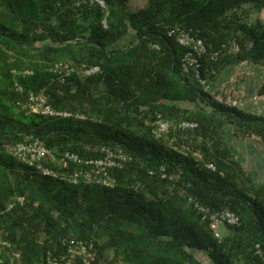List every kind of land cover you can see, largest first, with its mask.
Listing matches in <instances>:
<instances>
[{"label": "trees", "instance_id": "16d2710c", "mask_svg": "<svg viewBox=\"0 0 264 264\" xmlns=\"http://www.w3.org/2000/svg\"><path fill=\"white\" fill-rule=\"evenodd\" d=\"M105 1L103 9L89 0H0V236L7 242L0 264H47L48 253L68 255L67 244L78 239L95 241L99 264H203L196 251L213 264H264V182L228 138L232 131L264 139V116L218 103L197 86L184 72L187 48L168 33L180 26L205 41L210 79L244 60L264 65V0ZM233 39L238 54L212 58ZM60 61L100 71L63 83L52 70ZM29 92L86 118L29 114ZM158 114L198 122L169 134L191 152L156 137ZM26 134L56 155L98 157L112 147L132 161L112 170L114 187L73 184L10 153ZM17 196L25 203L7 210ZM202 207L229 208L240 223L216 237Z\"/></svg>", "mask_w": 264, "mask_h": 264}, {"label": "built area", "instance_id": "2783aa9c", "mask_svg": "<svg viewBox=\"0 0 264 264\" xmlns=\"http://www.w3.org/2000/svg\"><path fill=\"white\" fill-rule=\"evenodd\" d=\"M91 4H98L105 9L107 3L105 0H89ZM103 25L107 27V20H103ZM170 36H175L178 43L187 48L183 57V68L186 74H189L192 81L201 87L204 91L212 94L214 100L218 103L229 107L240 108L244 102L230 94H224L213 88L212 80L209 74L205 75L203 70V56L208 53L205 41L195 35L191 30H186L180 26L173 27L169 30ZM155 48H159L155 45ZM240 51V45L236 39L223 43L221 47L214 51L212 58L217 60L222 54L236 55ZM78 69L71 62H57L52 70L58 74L62 80L71 76L75 72H82L86 75H92L100 71L99 66L85 67ZM28 109L31 113H38L45 116H62L75 117L85 119L82 113H74L68 110H56L48 102L47 97L43 94L32 93L28 103ZM154 133L157 138H166L169 144L176 149L181 150L185 154L191 152L189 144L183 143L182 146L176 145V136L170 138L172 130L194 129L198 126V122L194 120L172 121L158 114L152 121ZM11 153L25 162L29 166H34L40 173L44 175H53L68 179L73 184L87 183L97 184L105 187H114L116 180L112 175V170L123 169L132 161V156L126 153L122 148L102 147L100 156L98 157H82L74 151L66 150L57 156L50 150L41 139L27 135L23 141L13 145ZM94 149L93 151H97ZM194 155L198 159H202L200 151H195ZM74 165V167H71ZM62 167L68 171L62 170ZM209 168L215 169L213 164L208 165ZM20 203H24V198L18 199ZM204 218L209 217L211 220L210 227L216 237H221L220 227L223 225H237L240 223L239 215L229 208L221 209L215 212L204 207ZM68 255L52 256L47 255V264H99L97 260L98 249L95 241H85L83 239L73 240L70 242ZM78 258L81 262H78Z\"/></svg>", "mask_w": 264, "mask_h": 264}, {"label": "crops", "instance_id": "0c3cea01", "mask_svg": "<svg viewBox=\"0 0 264 264\" xmlns=\"http://www.w3.org/2000/svg\"><path fill=\"white\" fill-rule=\"evenodd\" d=\"M213 88L244 102L241 109L264 116V65L244 60L218 69L211 78ZM228 138L238 158L257 181L264 182V139L251 134L236 136L229 131Z\"/></svg>", "mask_w": 264, "mask_h": 264}, {"label": "clouds", "instance_id": "9594fccd", "mask_svg": "<svg viewBox=\"0 0 264 264\" xmlns=\"http://www.w3.org/2000/svg\"><path fill=\"white\" fill-rule=\"evenodd\" d=\"M77 67V66H76ZM54 72V71H53ZM78 72V71H77ZM80 72V71H79ZM15 74H16V72H14ZM55 73V72H54ZM76 73V72H75ZM25 74H30V75H32L33 74V71H30V70H25L24 71V74L23 75H25ZM56 74V73H55ZM73 75V74H72ZM71 75V76H72ZM70 76H68V77H66L65 78V80H62L61 79V77L57 74V80L58 81H60V82H65L68 78H69ZM15 87L17 88V90L18 91H23V86H21L20 84H19V82L18 81H16L15 82ZM30 93V95H29V99H30V96H31V94L32 93H34V92H29ZM37 94H43V95H45L46 97H47V100H48V102H49V99H48V96L44 93V92H40V93H37ZM28 103L29 102H27V104H26V106L24 107L25 109H27V112L29 113V114H33V113H31V112H29V109H28ZM242 107H240V109H241ZM57 110V109H56ZM63 111H65V110H63ZM69 111V110H68ZM72 112V111H71ZM34 114H38V113H34ZM41 115V114H40ZM85 115V114H84ZM45 116V115H44ZM86 116V115H85ZM48 117H62V116H48ZM65 118H70V117H65ZM73 118H75V117H73ZM30 136H34V135H32V134H29ZM26 136H27V134H26ZM25 136V137H26ZM34 137H36V136H34ZM38 138V137H37ZM20 142V141H19ZM18 143V142H17ZM16 144V143H15ZM15 144H12V145H10V146H8V149H9V151H10V153H11V150H10V148L13 146V145H15ZM66 151V150H65ZM71 151V150H70ZM75 152V151H74ZM78 153V152H77ZM12 154V153H11ZM61 154V153H60ZM79 154V153H78ZM57 156H59V155H57ZM82 156V155H81ZM83 157V156H82ZM71 167H74V165H72ZM62 170H64V171H66L63 167H62ZM38 171V170H37ZM39 172V171H38ZM66 172H68V171H66ZM40 173V172H39ZM41 175H43V176H52V177H55V176H53V175H44V174H42V173H40ZM61 178V177H60ZM87 184V183H86ZM20 197H23L24 198V203H25V201H26V199H25V197L24 196H17L16 198H15V200L13 201V202H11L10 204H9V206H8V208H7V210H10L11 208H13V206L15 205V204H21V205H23L24 203H20L19 201H18V199L20 198ZM7 245V242L6 241H4V240H2V238H1V236H0V252L3 250V248H5V246ZM17 257H19V254L18 253H16L15 254Z\"/></svg>", "mask_w": 264, "mask_h": 264}, {"label": "rangeland", "instance_id": "374dc122", "mask_svg": "<svg viewBox=\"0 0 264 264\" xmlns=\"http://www.w3.org/2000/svg\"><path fill=\"white\" fill-rule=\"evenodd\" d=\"M132 4H133V6L138 7L141 4L142 5L144 4V0H132ZM263 17H264V12H263ZM225 230H226L225 226L222 225L220 227L221 234H223L225 232ZM196 255L203 262V264H213L210 257L208 256V253H206L204 251H196ZM112 258H113V256L111 255L109 260H112ZM106 262H108V261H106ZM118 263H121V262H118ZM105 264H108V263H105Z\"/></svg>", "mask_w": 264, "mask_h": 264}]
</instances>
